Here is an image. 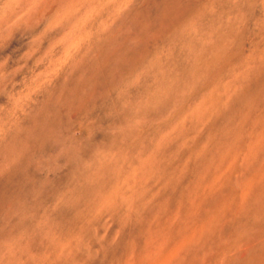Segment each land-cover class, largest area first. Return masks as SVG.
<instances>
[{"label":"rangeland","instance_id":"rangeland-1","mask_svg":"<svg viewBox=\"0 0 264 264\" xmlns=\"http://www.w3.org/2000/svg\"><path fill=\"white\" fill-rule=\"evenodd\" d=\"M134 2L130 0H0V264H31V262L34 264L41 258L39 264H43L45 256H47V262L45 260L47 264L48 259L51 258L48 256H51L53 252L52 247H50L51 250L45 248L49 244L53 245L52 242L56 239L59 241L60 237L62 240L60 241L65 240L71 251L66 250L63 254L66 257L61 256L58 263L65 264L67 261L70 264H102L100 261L104 249L102 245L104 246L107 239L112 237L114 239L117 235V230L113 229L115 220L110 219L115 216L112 217L111 213L107 217L106 209L104 212L97 213L99 215L94 214V217L84 216V205L87 199L83 200L82 197H85L84 193L90 186L89 177L94 181L98 179V183H100L99 180H103L100 185H107L112 180V178L109 179L111 175V177L121 175L124 178L129 176L132 168L138 164L136 162V165L134 163V166H131L130 162H134L133 155L134 160L138 158L135 161L142 160L139 159L142 155L145 159L144 151L151 143L156 142L160 137L167 136L168 133L170 136L174 135L172 122L186 120V118L190 120L191 109L200 102L204 96L203 93H207V91L202 92L200 83H193L189 74L176 71L177 61L175 58L172 60L174 55L168 54L162 45V42L170 40L176 30L191 19L207 0H195V2L194 0H134ZM101 32L103 37L100 35ZM164 51H166L165 54ZM150 58L151 61L157 60L158 66L161 65L160 69L158 67L159 72L157 71L156 77L155 73L149 72ZM202 62L206 64V60ZM142 66H146V71H142L144 68ZM165 66L166 70L170 69V73L168 71L165 73ZM139 67L140 69H137ZM135 72H137L136 75H134ZM168 73L171 75L168 76ZM139 74L142 76L140 77ZM161 76L164 78L160 79ZM149 81L152 84H149ZM184 84H187V88L186 86L184 88ZM166 85H169L171 90L169 86L166 89ZM196 86L200 88L197 89ZM121 87H125L123 88L125 90ZM178 90H180L179 94ZM118 93H121V99L114 101ZM135 95L139 96L138 102L133 98ZM174 103L176 106L173 105ZM171 113L178 116L174 117ZM140 115L143 116L140 118ZM181 115L186 117L183 118ZM211 125L212 123L208 127ZM210 129L211 127L202 132L203 140L208 137ZM136 130L138 133L135 132ZM140 131L143 134L139 133ZM203 140L202 143H204ZM137 143H139L137 147L139 151L136 150ZM132 146L135 147L134 150ZM123 147L129 149L125 150ZM110 150L116 151V157H112L114 153L112 155ZM133 152L136 153L133 154ZM123 153H125L124 157ZM121 158L125 159L121 160ZM103 160L106 162L103 163ZM89 161L90 164L87 163ZM126 161L130 171L124 170V168L128 169V166H122L126 165ZM107 163L112 164L110 166L114 169ZM109 168L112 169L111 172ZM97 172L106 178L103 179ZM105 179L107 180L104 182ZM74 184L80 187L77 188ZM51 185L52 188L57 189H50ZM80 189L84 192L81 193ZM54 192L58 195V199ZM67 194H70V198ZM73 204L75 208L71 206ZM75 204L82 209L76 208ZM62 212L67 213L62 214ZM96 216L109 221L103 222V219L99 220ZM92 219L95 221L94 224ZM110 221L113 223L112 228ZM78 222H80L79 225ZM90 222L95 229H92L94 234ZM96 224L103 225H99L100 232ZM75 227H78L80 231ZM86 229L91 235L87 236ZM103 229H106V232ZM112 229L113 232H111ZM55 233L58 236L60 233L61 236L57 238ZM94 235L98 236L99 240L102 239L101 245ZM74 238L79 240L76 239V241ZM84 243L94 249L90 250L91 252L87 251L88 245L85 246ZM73 249L79 250L77 254L74 251V256L71 258L69 256L72 255ZM97 255L98 258L95 257ZM77 259H80V262ZM71 260L74 262L72 263Z\"/></svg>","mask_w":264,"mask_h":264},{"label":"bare ground","instance_id":"bare-ground-1","mask_svg":"<svg viewBox=\"0 0 264 264\" xmlns=\"http://www.w3.org/2000/svg\"><path fill=\"white\" fill-rule=\"evenodd\" d=\"M130 1L134 2V0ZM115 15L117 14L115 13ZM181 25H183L182 22ZM101 34L102 32L100 35ZM102 35L101 37L104 36ZM162 45L163 49L168 51V54L171 56L174 55L173 58H171L172 60L175 58L177 61H175L177 63V70H175L186 75L189 74L193 83H200V87L203 90L202 92L207 91V93H203L204 96H201L202 99L198 98L200 99V102L191 109L192 118L190 119L189 117L190 120H187L186 118V120L182 119L181 121H175V123L172 122V125L170 124L173 126V128H171L174 135L170 136L168 133L167 136L160 137L156 142L154 141L151 143L144 151L145 159H143V155L139 158L142 160L138 161H135L138 158L134 160V155L133 159L130 158L134 161L130 162L131 166L134 163L135 165L138 164L135 168H132L133 170H131L132 172L129 176L124 178L121 175H115L116 177L113 176V178L111 175L109 179L111 180L112 178V182L108 179L109 184H103L104 186L100 185L101 181L103 183V180H99L100 183H98V179L94 181L89 177L90 186L88 188L86 187L87 191L84 189L86 191L84 193L86 198L82 197L83 200L87 199L85 205L83 204L85 206V212L83 213L84 216L94 217V214L99 215L97 213L101 211L104 212V209H106L107 217L112 213L111 216H115L116 218H110L115 220L114 224L110 221V227L111 224L114 225L113 229H115V231L117 230V235L114 239H112L113 237L110 235L112 238L105 241L104 246L102 245V248H104L102 257L99 259L102 264H264V0H207L206 4H204L203 7H200L198 12H195L194 16L191 17L189 21L177 29L176 33L172 35L170 40L164 43L162 42ZM163 49L161 48V50ZM166 51H164V54ZM205 60L206 64L204 65L202 61ZM166 61L168 62V57ZM198 61H201L202 63H199ZM158 65L157 60H152L151 65L149 64V72H152L153 74L155 73V77L156 73L159 72L158 67L160 69L161 66ZM144 68H142V71H146V68ZM164 68L166 73L168 71L166 70L167 67L165 66ZM137 69H140V67ZM163 73L164 71L162 74ZM169 73L168 76L171 75ZM136 74L137 72H135L134 75ZM139 76L141 77L142 75L139 74ZM148 77L150 78V76ZM170 77L172 78V76ZM163 78L164 77L161 76L160 79ZM150 83L151 82L149 81V84ZM169 83H171V81ZM176 83L178 84V82ZM187 83L189 84V82ZM186 85L184 84V88ZM166 86V89L170 87L169 85ZM174 87L175 90H177L176 86ZM200 87H197V89ZM151 90L152 89L149 87V91ZM169 90H171V87ZM179 91L180 90H178L177 93ZM120 95L121 93H118L114 101L120 100ZM138 95L133 96L135 101L139 100ZM170 97L171 100H173L172 96ZM171 100L169 102H171ZM149 101L151 100L149 99ZM143 104L144 102L142 103V106H144ZM149 104L151 105V103ZM173 105L176 106L175 103ZM138 106L139 105H137V107ZM25 110H27V108ZM142 116L140 115V118ZM175 116L178 115L176 114L174 117ZM211 123V129L208 130V137L203 140L202 132L207 128H210L208 126ZM117 129L118 128H116V130ZM135 132H137V130ZM139 133L142 132L140 131ZM124 135L128 136V134ZM125 140L127 139L125 138ZM134 140L136 141V139ZM202 140L204 143L201 142ZM137 144V146L134 145L136 146V150L139 146V143ZM137 151H139V149ZM110 152L112 151L110 150ZM118 152L119 151H117V153ZM115 153L116 151H113V156L110 154V157H114ZM135 153L133 152V154ZM124 154L125 153H123V157L125 156ZM131 154L132 153H130V155ZM123 159L125 158H121V160ZM104 160L103 163L106 162ZM127 161L129 162V160ZM127 161L125 162L126 165L122 166L127 167L129 165L127 164ZM87 163L90 164V161ZM107 164H109V167L112 165L110 163ZM115 164L113 165L115 166ZM116 167H118V165H116ZM129 167L130 166H128L129 170L125 168L124 170L130 171ZM48 170L50 171V169ZM127 171L122 172L126 173ZM83 172L85 171L83 170ZM104 172L106 173L105 170ZM85 174H87V172ZM98 174L101 175L100 173ZM56 175H58V173H56ZM101 176L103 177V175ZM81 177L83 178V175ZM104 177L106 178V176ZM106 180L107 179H105L104 182ZM74 183L76 182L74 181ZM59 185L57 187H59ZM76 185L78 184L76 183ZM81 185L83 186V184ZM53 188L51 185L50 189L53 190ZM81 189V193L84 192ZM155 189L156 192L153 193ZM70 191L72 192L71 189ZM54 193V195L57 196L56 199H58V195H56V192ZM69 195L70 194H67V196ZM68 198H70V196ZM49 203L46 204L49 205ZM57 203V205H59V202ZM68 203L65 204L67 205ZM71 203L72 202H70V204ZM71 206L75 208L74 204ZM76 208H79V206ZM79 209L81 210L82 208ZM65 213L62 212V214ZM75 213L79 214L76 211ZM59 215H61V213ZM80 215H82V213ZM74 216H72V218ZM96 217L97 219L99 218L98 216ZM74 218H76V216ZM69 219L70 217L68 218V221ZM100 219L103 218H99V220ZM73 220L74 219H72V221ZM104 221L109 220L103 219V222ZM94 222L95 221H93V224ZM79 224L80 222H78V225ZM91 224L92 223L90 222L92 230L93 228ZM100 224H96L98 226V232H100ZM68 227L69 226L67 225V228ZM76 228L78 227H75V229ZM71 229L72 227L69 231ZM113 229L111 232H113ZM77 230L80 231L79 228ZM77 230L76 232H78ZM93 230L92 232L94 234ZM103 230L105 231L106 229ZM66 231L67 230L64 232ZM83 231L82 233L85 232ZM55 232L57 233V231ZM73 232L75 233V230ZM60 233L59 236H61ZM89 235L91 234L88 231L87 236ZM56 236L58 235L56 234ZM59 236L57 238H59ZM70 236L72 235L70 234ZM92 236L90 237L91 239ZM95 238L99 240L98 236ZM59 239L61 240V237ZM76 239L74 238V240ZM82 239L84 240V238ZM60 240L57 241L56 239V241H53V245L48 243L50 245H48L49 248H47L48 246L45 248L50 249V247H52L51 249L53 252L51 256H48V258H51L48 259L47 264L62 263H58L60 261L59 259L61 256H64L63 254L66 250H69V247L66 245L65 240V244L64 241L61 242L62 240ZM100 240L99 243L101 245ZM90 241H88V243H90ZM92 244L93 243H91V245ZM84 245L87 246L88 244L86 245L84 243ZM89 247L90 245H88L87 251L94 249ZM78 250L79 249H73L72 255L69 256L68 254V256H74V251H76L77 254ZM97 250H99V248H97ZM93 254H95V252H93ZM45 255L47 254L45 253ZM42 257H44V255H42ZM45 257L47 258V256ZM65 257L66 256H64V258ZM75 257L73 259H75ZM80 257L82 258V256ZM95 257L98 258V255ZM45 260H43L44 262L42 261L43 264L45 263ZM77 260L80 262V259ZM40 261H38V263L35 262L34 264H39ZM66 262L67 261H65V264H70ZM73 262L74 261H72V263ZM31 264L33 263L31 262Z\"/></svg>","mask_w":264,"mask_h":264}]
</instances>
